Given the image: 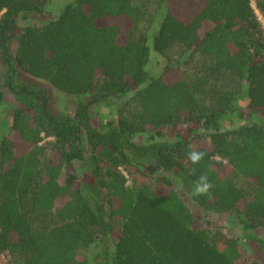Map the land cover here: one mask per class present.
<instances>
[{"label":"trees","instance_id":"1","mask_svg":"<svg viewBox=\"0 0 264 264\" xmlns=\"http://www.w3.org/2000/svg\"><path fill=\"white\" fill-rule=\"evenodd\" d=\"M258 13L264 0H0L14 96L0 136V264H262L243 242L264 249ZM17 68L72 97L68 113ZM5 98L0 85V109ZM202 175L212 187L194 195ZM225 213L243 238L209 218Z\"/></svg>","mask_w":264,"mask_h":264},{"label":"rangeland","instance_id":"2","mask_svg":"<svg viewBox=\"0 0 264 264\" xmlns=\"http://www.w3.org/2000/svg\"><path fill=\"white\" fill-rule=\"evenodd\" d=\"M59 2H62V0ZM153 3L147 4V9L151 10L153 8ZM254 5V3H253ZM60 4L57 7V9L59 8ZM62 7V6H61ZM60 7V8H61ZM259 14V13H258ZM259 17L261 19V21L264 24V21L262 19V17L259 14ZM10 51L12 52V54H14L15 49H16V42L12 41L10 43ZM180 52L179 48H173L169 51V54H177ZM191 58L188 61V68L190 70L191 73H196L199 66L202 64V59L201 57L198 56H190ZM156 58V56H155ZM154 58V59H155ZM151 73H157L160 70V64L157 62H152L151 63ZM4 62H3V57H2V53L0 52V85L3 87L4 91H5V103L4 106L0 109V136L4 135L8 132V121H10V117H11V113H12V109H13V104H14V96L11 92V90H9L8 86L6 85V78H5V74H4ZM18 71V77L21 78L24 81H28V82H37L39 83L42 87L48 89L50 91V98H51V105H50V109L53 113L58 114L59 111L62 113H68V106L73 104V98L68 96L66 97V95L61 94L59 97L58 94L56 93V91L54 89L51 88L50 85H48L47 83L40 81V80H36L33 77L27 75L26 73H24L22 70H20L19 68H17ZM60 103V105H59ZM71 107V106H70ZM66 111V112H65ZM103 113H109L108 109L103 110ZM143 139V137L141 138ZM150 177L157 175L154 169L148 170L146 172ZM66 172L63 173L62 175V181L63 178L65 176ZM144 181H148L150 182V179L144 178ZM210 219H212V221H215L216 224H218L220 226V228L222 229L223 232L232 235V236H236L238 238H243V235L245 234L243 226L241 225V223L239 222L238 218L235 216V214L233 213H225V214H213L209 217ZM255 234L259 235L262 239H264V229H260L257 230L255 232ZM243 242H245V250L246 252L254 259L260 261L262 264H264V249L262 248V245L259 242L256 241H251V240H245L243 238ZM94 251V248L92 249ZM4 257L0 256V263L4 262Z\"/></svg>","mask_w":264,"mask_h":264},{"label":"clouds","instance_id":"3","mask_svg":"<svg viewBox=\"0 0 264 264\" xmlns=\"http://www.w3.org/2000/svg\"><path fill=\"white\" fill-rule=\"evenodd\" d=\"M188 157L193 163H198L202 159L203 153L192 151L188 154ZM211 187L212 185L210 184V182H208L207 176L202 175L195 184L193 194L199 195V194L206 193Z\"/></svg>","mask_w":264,"mask_h":264}]
</instances>
